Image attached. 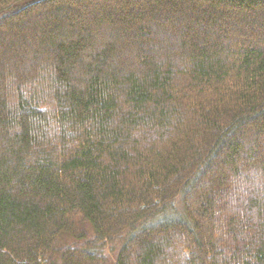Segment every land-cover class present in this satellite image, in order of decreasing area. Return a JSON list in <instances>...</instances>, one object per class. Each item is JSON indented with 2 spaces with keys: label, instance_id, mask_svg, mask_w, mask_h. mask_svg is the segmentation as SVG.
Masks as SVG:
<instances>
[{
  "label": "trees",
  "instance_id": "1",
  "mask_svg": "<svg viewBox=\"0 0 264 264\" xmlns=\"http://www.w3.org/2000/svg\"><path fill=\"white\" fill-rule=\"evenodd\" d=\"M0 264H264V0H0Z\"/></svg>",
  "mask_w": 264,
  "mask_h": 264
},
{
  "label": "rangeland",
  "instance_id": "2",
  "mask_svg": "<svg viewBox=\"0 0 264 264\" xmlns=\"http://www.w3.org/2000/svg\"><path fill=\"white\" fill-rule=\"evenodd\" d=\"M86 229V234H87V240H92L94 241L93 238V234H92V230L91 228H89L88 226L85 227ZM123 240V238H119V239H114V240H109V241H103L98 243V251L100 253H103L110 261L113 262L119 247L121 245V241ZM66 242H70L72 243V241H66ZM74 242V241H73ZM83 243V242H82Z\"/></svg>",
  "mask_w": 264,
  "mask_h": 264
}]
</instances>
